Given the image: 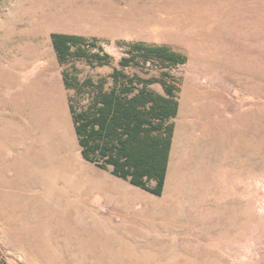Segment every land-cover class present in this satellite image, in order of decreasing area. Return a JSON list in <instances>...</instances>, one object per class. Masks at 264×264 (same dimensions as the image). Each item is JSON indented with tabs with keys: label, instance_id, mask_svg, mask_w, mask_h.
<instances>
[{
	"label": "rangeland",
	"instance_id": "374dc122",
	"mask_svg": "<svg viewBox=\"0 0 264 264\" xmlns=\"http://www.w3.org/2000/svg\"><path fill=\"white\" fill-rule=\"evenodd\" d=\"M53 33L110 58L61 61ZM170 84L161 194L83 156L74 110ZM36 140L43 154L27 163ZM64 199L109 250L86 246ZM0 264H264V0H0Z\"/></svg>",
	"mask_w": 264,
	"mask_h": 264
},
{
	"label": "trees",
	"instance_id": "16d2710c",
	"mask_svg": "<svg viewBox=\"0 0 264 264\" xmlns=\"http://www.w3.org/2000/svg\"><path fill=\"white\" fill-rule=\"evenodd\" d=\"M53 42L61 61L70 55L105 62L110 58L107 52H90L99 48L94 40L80 35L53 33ZM73 47H77L76 50ZM140 50V46H137ZM162 54L170 64L179 63L173 53H165L159 48H142V51ZM150 59V58H147ZM134 62L132 56H123L121 63ZM129 91L116 90L100 94L89 110L76 112L75 127L80 137L82 154L93 160L98 154L107 163L114 165V173L155 194H161L168 166V158L173 138V124L165 121L177 113L175 87L167 86L169 97L157 95L142 89L129 96ZM127 94V95H126ZM155 179L156 186L148 181Z\"/></svg>",
	"mask_w": 264,
	"mask_h": 264
},
{
	"label": "bare ground",
	"instance_id": "6f19581e",
	"mask_svg": "<svg viewBox=\"0 0 264 264\" xmlns=\"http://www.w3.org/2000/svg\"><path fill=\"white\" fill-rule=\"evenodd\" d=\"M9 83V81H8ZM251 143V142H250ZM43 144L40 140L31 142L27 151L29 154V159H33V156L39 157L43 154ZM29 166V165H28ZM75 182H73L74 184ZM171 187V179H168L167 187L164 193L165 198L169 196V191ZM59 204L57 196L54 197L53 205ZM77 201L75 199H64V204H60L61 209H58V213L66 220L74 230L80 231V234L83 236L85 244L90 249L97 251L103 250L107 251L108 248L105 242L100 240L99 234L97 232L96 226L93 224V216L90 212L85 210L76 209ZM76 207V208H75Z\"/></svg>",
	"mask_w": 264,
	"mask_h": 264
},
{
	"label": "crops",
	"instance_id": "0c3cea01",
	"mask_svg": "<svg viewBox=\"0 0 264 264\" xmlns=\"http://www.w3.org/2000/svg\"><path fill=\"white\" fill-rule=\"evenodd\" d=\"M157 95H163V96L169 97L168 93H167V94H157ZM175 99H176V97H175ZM80 112H81V111H80ZM172 117H173V116H172ZM172 117H170L169 119H167V120L165 121V125H166V126H168L169 124L172 123V122L170 121Z\"/></svg>",
	"mask_w": 264,
	"mask_h": 264
}]
</instances>
